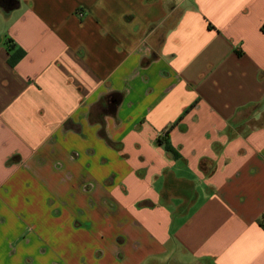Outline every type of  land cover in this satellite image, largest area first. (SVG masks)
<instances>
[{
    "label": "crops",
    "instance_id": "1",
    "mask_svg": "<svg viewBox=\"0 0 264 264\" xmlns=\"http://www.w3.org/2000/svg\"><path fill=\"white\" fill-rule=\"evenodd\" d=\"M86 258L264 264V0H0V264Z\"/></svg>",
    "mask_w": 264,
    "mask_h": 264
},
{
    "label": "trees",
    "instance_id": "2",
    "mask_svg": "<svg viewBox=\"0 0 264 264\" xmlns=\"http://www.w3.org/2000/svg\"><path fill=\"white\" fill-rule=\"evenodd\" d=\"M110 97L111 98H114L116 101H117V103L120 101V99H121V95L119 94V93H113V94H111L110 95ZM179 121V120H178ZM177 123V122H176Z\"/></svg>",
    "mask_w": 264,
    "mask_h": 264
},
{
    "label": "rangeland",
    "instance_id": "3",
    "mask_svg": "<svg viewBox=\"0 0 264 264\" xmlns=\"http://www.w3.org/2000/svg\"><path fill=\"white\" fill-rule=\"evenodd\" d=\"M94 211H96V210H94ZM62 222H63V221H62ZM89 260H90V259H87V258H86V262H87L88 264H89Z\"/></svg>",
    "mask_w": 264,
    "mask_h": 264
}]
</instances>
